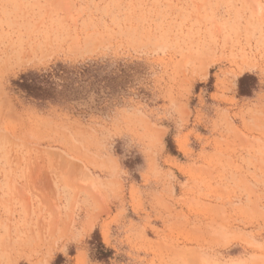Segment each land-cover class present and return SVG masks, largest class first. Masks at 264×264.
I'll return each mask as SVG.
<instances>
[{
  "label": "rangeland",
  "instance_id": "1",
  "mask_svg": "<svg viewBox=\"0 0 264 264\" xmlns=\"http://www.w3.org/2000/svg\"><path fill=\"white\" fill-rule=\"evenodd\" d=\"M0 264H264V0H0Z\"/></svg>",
  "mask_w": 264,
  "mask_h": 264
},
{
  "label": "trees",
  "instance_id": "2",
  "mask_svg": "<svg viewBox=\"0 0 264 264\" xmlns=\"http://www.w3.org/2000/svg\"><path fill=\"white\" fill-rule=\"evenodd\" d=\"M37 79H38V77H35V76L33 78H28V77L24 76L23 82L21 84H19V86L24 87L25 89L29 90L31 93H37V91H40V90H36V88H35V84L37 82ZM45 82L48 83L47 81H45ZM39 93H42V92H39Z\"/></svg>",
  "mask_w": 264,
  "mask_h": 264
}]
</instances>
